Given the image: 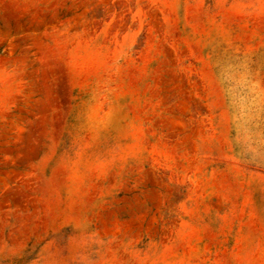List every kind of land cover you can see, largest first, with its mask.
<instances>
[{"label":"rangeland","instance_id":"rangeland-1","mask_svg":"<svg viewBox=\"0 0 264 264\" xmlns=\"http://www.w3.org/2000/svg\"><path fill=\"white\" fill-rule=\"evenodd\" d=\"M0 264H264V0H0Z\"/></svg>","mask_w":264,"mask_h":264}]
</instances>
